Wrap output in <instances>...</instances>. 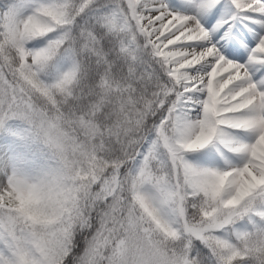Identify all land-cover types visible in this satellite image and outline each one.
Segmentation results:
<instances>
[{
	"label": "snow or ice",
	"instance_id": "6c2138e0",
	"mask_svg": "<svg viewBox=\"0 0 264 264\" xmlns=\"http://www.w3.org/2000/svg\"><path fill=\"white\" fill-rule=\"evenodd\" d=\"M0 264H264V0H0Z\"/></svg>",
	"mask_w": 264,
	"mask_h": 264
}]
</instances>
